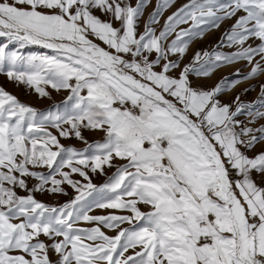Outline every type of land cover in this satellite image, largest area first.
Returning a JSON list of instances; mask_svg holds the SVG:
<instances>
[{"label":"snow or ice","instance_id":"obj_1","mask_svg":"<svg viewBox=\"0 0 264 264\" xmlns=\"http://www.w3.org/2000/svg\"><path fill=\"white\" fill-rule=\"evenodd\" d=\"M149 2L0 0V73L41 98L45 86L68 92L40 111L0 88V264H264V151L247 155L264 142V124L236 119L253 125L264 111L239 95L218 99L264 74V0H188L159 33L153 25L174 0H157L138 34ZM233 17L218 46L236 51H197L181 68L192 40ZM28 46L41 51L25 55ZM241 60L251 67L240 79L192 87L189 74ZM260 94L264 108V84ZM49 128L86 147H65ZM82 129L103 139L89 143ZM105 166L115 171L93 184L84 169ZM64 184L76 195L62 205L35 198L66 194ZM94 208L130 214L89 215Z\"/></svg>","mask_w":264,"mask_h":264},{"label":"rangeland","instance_id":"obj_2","mask_svg":"<svg viewBox=\"0 0 264 264\" xmlns=\"http://www.w3.org/2000/svg\"><path fill=\"white\" fill-rule=\"evenodd\" d=\"M136 0H132V3L135 4ZM188 0H174V3L167 8L161 15L159 19V23L153 25V27L156 29L157 33L162 29L163 24L165 19L171 15L173 12H175L179 7H181L183 4L187 3ZM157 0H150L148 3L147 7L144 9L143 15L141 16L139 20V27L137 29V33H142L144 30V24L147 21L149 15L153 12L155 6H156ZM235 22V17H233L230 20H224L220 22L218 27L215 28H210L208 31H206L203 35L202 38H196L192 40L189 44V47L186 51V54L184 57L180 60V66L181 68L184 67V65H188L192 63V59L194 54L199 51L201 54L204 51L212 52L213 49L219 52H223L225 54L234 52L237 50L236 46L228 47L226 46V42L224 46H218L220 45L221 42V37L224 36V34L227 31H230L231 25ZM180 28H187L189 25H180ZM179 30V29H177ZM174 38L173 36H170L168 38V41H171V39ZM0 42H6L3 38H0ZM97 43H101L99 41H96ZM167 43V42H166ZM249 44H258L259 41L257 40H249ZM101 46H103L101 44ZM18 46L17 45H12L9 50H17ZM23 54L28 55L32 52H38L41 51L38 47L36 46H28L24 49H21ZM46 51V50H45ZM172 59H176L175 56L170 57ZM258 59V57H257ZM202 62V61H201ZM250 65L247 64L246 61H237L232 64H224L219 68H216L211 72V74L207 77H197L194 74H189V80L191 82L192 87L194 88H201L204 90H210L213 88L217 83H219L222 78L228 77L229 80H235V79H240L244 75L248 73L250 70ZM239 71L240 76L237 77L235 73ZM179 70H176L172 73V75H178ZM264 84V74L259 75L255 78L249 79V80H243L240 79V83L229 89L228 91L223 92L218 96V99L222 103H232L234 98L239 95L240 99L242 102L246 104H252L254 105V110H261L264 111V108L260 107L259 101L262 99L261 94H260V85ZM0 88L4 89L11 95L15 96L21 103L25 105H29L37 110L40 111H47L49 110L52 105L54 104H60L65 97L68 95V92L66 90H61L59 92L53 90L51 87L45 86V90L50 93L49 97H44L41 98L38 96V94L29 87H26L23 84H18L15 81H11L8 79L6 74L0 73ZM244 89H249L248 91H244ZM236 119L240 120L243 122L244 125L251 126V127H258L261 124H264V119L257 120L255 124L253 125H248V121L250 117H248L246 114H242ZM67 127V126H65ZM49 131H51L54 135H57L58 139L60 140V143L64 145L65 147H73L77 150H83L86 147V144L75 137L72 138H60L59 133L56 131L54 128H49ZM82 134L85 137V139L89 143H93L96 141H100L103 139V133L99 131H90V130H83L82 129ZM55 150V149H53ZM264 151V142L257 144L254 149L251 151L247 152V155L249 157L254 156L256 153ZM114 164H119L123 163L122 161L115 160L113 162ZM36 171L44 172L47 173L46 168H38L35 169ZM64 171H69V169L65 168L63 169ZM90 179L91 182L97 186L104 184L107 181L108 176H111L113 172L115 171V168H109L107 166L104 167V174H101L99 171L96 173H93L90 171V169H84ZM59 179V177H57ZM71 178L75 181H79L81 184L87 183V181L84 180L83 177L79 176L78 174H72ZM257 184H260V177L257 175L255 176ZM35 183H37L36 180L29 178L28 179V185L29 187H32ZM64 188V192L66 194H50L47 192H37L35 193V198L38 201L44 202L46 204L50 205H62L65 202L70 201L75 195V191L68 186L67 184L62 185ZM17 193L19 195H25L26 193L23 190L17 189ZM140 208L142 211H146L147 208L144 205H140ZM109 213H114L116 215H129L130 213L127 212H122L119 210H114V209H99V208H94L91 212H89V215H108ZM78 227H92L94 225L85 223V222H80ZM122 227H128L127 224L122 225ZM102 231H104L107 235L109 236H114L116 235L115 230H110V229H105L102 228ZM41 239H45L44 237H41ZM132 250H129V253L131 254ZM51 259L54 261L56 259L55 255L52 254Z\"/></svg>","mask_w":264,"mask_h":264}]
</instances>
